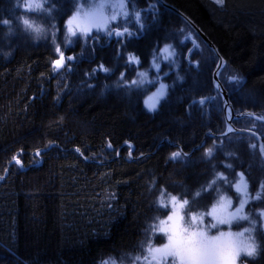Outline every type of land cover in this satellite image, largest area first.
Masks as SVG:
<instances>
[{"label":"trees","instance_id":"16d2710c","mask_svg":"<svg viewBox=\"0 0 264 264\" xmlns=\"http://www.w3.org/2000/svg\"><path fill=\"white\" fill-rule=\"evenodd\" d=\"M19 1L0 0V21H9L0 22V264H148V247L163 242L152 237L166 216L160 199H187L201 213L223 191L238 199L239 182L260 243L249 264H264V159L254 135H222L213 50L157 0H125L120 30L129 31L78 37L62 54L74 60L59 67L51 44L57 28L93 6L43 0L58 27L34 40L15 31ZM166 1L226 60L220 79L235 111L264 116V0ZM233 122L259 133L264 147V122ZM174 152L181 156L170 159Z\"/></svg>","mask_w":264,"mask_h":264},{"label":"snow or ice","instance_id":"6c2138e0","mask_svg":"<svg viewBox=\"0 0 264 264\" xmlns=\"http://www.w3.org/2000/svg\"><path fill=\"white\" fill-rule=\"evenodd\" d=\"M46 2H49V0H46ZM85 3H89L93 5V8L91 11H84L85 17H98L99 20L96 23L97 28H102L105 27L107 24V21L103 19L101 9L104 7L102 4H96L95 0H84ZM217 4L223 5L224 0H216ZM36 8H42V5L40 4H35L33 3V0H27V3H25L24 8L27 10H31L33 7ZM75 6V3H74ZM44 11H47L46 9ZM80 11H83V9L78 10L77 14L74 15L70 20L67 21L69 25L73 24L75 21L78 20L79 18V13ZM112 20H115L116 17L112 16ZM3 24H7V21H0ZM24 25L27 26L28 28H32L33 25L31 24L29 19H25ZM90 29L88 26H85L84 28L81 29L82 32H88ZM35 31L39 33L41 29L39 27L35 28ZM68 31L71 32L73 35H75V32L73 29L68 28ZM127 31V29H125ZM109 36L115 35L117 37L123 36V33H113L111 31L108 32ZM129 36H132L133 33H128ZM88 39L94 40L95 37H89ZM119 42V41H118ZM170 46H165L163 48V51L168 54V56L174 55L173 52L169 51ZM62 55V54H61ZM168 57L165 56V59ZM69 60H71V57H69ZM129 61L135 60L136 63H139V58L135 57L134 55L128 57ZM55 64L57 66H60L62 64V58L58 59L55 61ZM152 67L156 68L157 71L160 69V64L156 62L155 58L152 60ZM103 67V66H102ZM105 72L109 71L107 68H103ZM139 75L142 78H146V73H139ZM166 75V73H165ZM144 81L141 80V83ZM135 83V82H134ZM149 83H152V81H149ZM167 85L161 83L160 84V92L159 95L163 96L164 95V90L166 89ZM153 98L149 97V100L151 101ZM202 103V101H201ZM156 105L155 103H150L149 108L150 109H155ZM231 130V129H229ZM181 156L180 152H174L171 154L170 159H176ZM208 157L212 156V150L209 149L207 153ZM231 167V166H229ZM237 190L242 191L240 188V185H236ZM215 193V190H213V195ZM201 193L197 192L196 196H200ZM256 196H260V193H257ZM259 200V199H257ZM234 203L233 200L229 199L225 201L223 198H221L220 203L217 206H213L211 208V211L208 213L209 216L213 217L217 223H223L224 221H228L229 223L231 222L232 219L236 218V213H239L240 210L244 207V205L247 203V198L244 200L239 201V206L236 208V212H229L228 208L232 206ZM188 204V201L185 200L183 203H177V198L173 196L171 198V205L175 208V211H173L171 214H168V212L171 210L168 206L165 205V201L163 199H160L157 204L158 210H161L162 214L167 216V221L171 222L170 224H166L165 221H160L159 227V235L161 236V240L164 241L166 239V242H162V246H156V247H151L149 246L147 249V257L146 259L148 260V264H168L169 258L170 259V264H198L197 261L192 259L196 255L197 249L193 243V240L197 237L202 238L204 240H217L220 239L221 237L227 236L231 238V233H221L220 236H209L207 232H205L203 229H193L189 230L188 228L183 227L180 224V221L183 219V217L180 215V210L184 208V206ZM254 211V209H250ZM191 219L193 221H196L197 219L203 221V216L197 217L196 214H193ZM213 224V223H212ZM210 225V227L212 226ZM261 230H264V224L261 225ZM167 233L166 237L164 234ZM247 250L249 253L254 251V248L248 247ZM235 254L238 255L239 248L234 249ZM229 256L232 257V253H229ZM228 264H237L236 260L234 258H230L228 261Z\"/></svg>","mask_w":264,"mask_h":264},{"label":"rangeland","instance_id":"374dc122","mask_svg":"<svg viewBox=\"0 0 264 264\" xmlns=\"http://www.w3.org/2000/svg\"><path fill=\"white\" fill-rule=\"evenodd\" d=\"M24 0H21L18 2V6L16 8L15 13H17V15L15 16V31L16 28L19 29L20 31L24 30L28 35L31 36L32 39L37 40L40 39L39 37H42L43 35L46 34H51V37L53 36V33H51V29H54L56 26L58 27V25H55L54 22V18L52 17L53 14V10L50 9L43 0H33L34 5L35 4H40L42 5V8H36L35 6L31 9V10H27L25 8H21L19 6L20 3H23ZM96 4H102L104 5V7L100 10L103 16V19L107 21V24L105 27L102 28H97L95 25L98 22L99 18L98 17H85L84 15V10L81 11L79 13V18L77 21H75L73 24L69 25L67 23L68 20L64 21L63 26L60 28L58 27L57 29H59L60 34L58 36V34L54 35V38L51 39V44L54 46V50L56 52V57L57 60L61 58V54H63V51L68 48L69 46L73 45L75 40L78 37H83L87 39L89 37H96L97 35H95L96 33H98L99 31L105 33L106 35H108L109 31H113L115 28L118 27V29L122 28L121 26V22L124 23V21H126V19L128 18L127 16L129 15L128 11V6L126 4L125 0H95ZM93 6V5H92ZM47 11H44V10ZM91 9H89L88 11H91ZM87 11V10H85ZM74 16V15H73ZM112 16H115L116 19L112 20ZM21 17L27 18L30 20L31 24L33 25L32 28H28L27 26H25L22 22H21ZM120 23V24H114V23ZM117 25V26H116ZM85 26L89 27V31L88 32H82L81 29L84 28ZM120 26V27H119ZM39 27L41 29V31L39 33H37L35 31V28ZM68 28L73 29V31L75 32V35H73L71 32L68 31ZM113 29V30H112ZM11 31V30H10ZM12 32V31H11ZM116 33V32H114ZM14 36V34H13ZM114 36V35H112ZM49 37V38H51ZM111 37V36H110ZM57 40V42L55 41ZM68 61V59H67ZM61 66V65H60ZM59 66V67H60ZM240 185V188L242 189V191L237 190V194L239 196L238 199L234 200L231 196L227 195L224 191L223 193H220V196L214 201V203L209 207V209L207 211L201 212V213H193L191 210H189V207H186V205L184 206L183 209L180 210V215L183 217V219L180 221V224L185 227L188 228L189 230H193V229H203L205 232H207L209 235L211 234H218L219 231H223L226 230L225 226H218L217 229H211L210 225L212 223L215 222L214 218L209 216L208 213L211 211V208L213 206H217L220 201L221 198H226V199H231L234 201L233 205L230 206L228 208L229 212H233L236 210V208L239 206V201L244 200L245 198H247V194H246V188L244 183L239 182L238 183ZM173 196H168V198L166 197V202L165 205L168 206L171 210L168 212V214H171L173 211H175V208L171 205V198ZM185 200L180 201L177 198V203H183ZM248 200V199H247ZM199 204L202 203V201L198 202ZM246 206V204H245ZM246 211V210H245ZM196 214L197 217L203 216V221L201 222V220L197 219L196 221H193L191 219L192 215ZM250 219L252 220V217H250ZM160 221H165L166 224H170L171 222L167 221V216H165L164 218L160 219ZM160 221L157 223V225L154 227L155 230H153L154 232L152 233V237L155 236L157 233H159V225H160ZM237 224H233V228L234 229H238V230H242L243 227L245 226H249L248 222H240L238 224V226L240 225V227H234ZM167 233L164 234V236L166 237ZM166 242V239L163 241ZM156 246H162V243L160 244H155L154 247ZM245 256H240L238 259L237 264H241L239 262V260ZM170 259L169 258V262L168 264H170ZM154 263V262H153ZM109 264H115V263H109ZM134 264H138L134 263ZM178 264V261H177Z\"/></svg>","mask_w":264,"mask_h":264},{"label":"clouds","instance_id":"9594fccd","mask_svg":"<svg viewBox=\"0 0 264 264\" xmlns=\"http://www.w3.org/2000/svg\"><path fill=\"white\" fill-rule=\"evenodd\" d=\"M27 0H24L23 3H20L19 6L24 8ZM27 18L21 17V22L24 24V21ZM9 23L7 19H5ZM7 23V24H8ZM256 199H260V196H256ZM225 201L229 200L223 198ZM246 206L240 210L239 213H236V218L232 219L229 223L224 221L223 223H217L216 221L212 224L211 229H217L218 226H225L226 230L219 231L218 234H211L209 236H220L221 233H231V238L224 236L220 239L209 241L202 238H195L193 243L197 249L196 255L192 257L198 264H228L230 258H234L236 262L240 256H247L249 258H256L260 249V243L256 238V222L250 219V216L245 211ZM233 211V213H235ZM261 216H264V212L260 213ZM215 220V219H214ZM240 222H248L249 226L243 227L242 230L234 229L233 224H239ZM248 247L254 248V251L249 253L247 250ZM239 248L238 255L235 254L234 249ZM232 253V257L229 256V253Z\"/></svg>","mask_w":264,"mask_h":264},{"label":"water","instance_id":"95a60500","mask_svg":"<svg viewBox=\"0 0 264 264\" xmlns=\"http://www.w3.org/2000/svg\"><path fill=\"white\" fill-rule=\"evenodd\" d=\"M157 2L161 6L171 10L173 13H175L176 15L181 17L183 19V21L191 28V30L199 38H201L207 46H209L213 50V52L216 54V56L218 58V61L216 63L214 71H213V84L221 95L225 120H226V124H227V129L224 133H222V135H227L229 133H247V134L254 135L259 141V151H260L261 156L264 159V147H263V139H262L261 135L252 129L239 128L233 122V120L238 119V118H242V117H251L255 120L264 122V116H259L250 110L242 111L239 113H237L235 111L233 103H232L231 98H230V94L220 79V73L226 64V60L221 55L217 46L209 38V36L182 10L178 9L174 5L167 2L166 0H157ZM139 17H140V14L137 15L138 20H139ZM128 31H129V29H127V31H125V29L124 30L114 29L112 32L113 33L114 32H117V33L124 32L125 33ZM69 57H71L72 60H74V58H75V56L73 54H69L67 56L63 55L61 58H62V61L64 62L65 58L69 59ZM229 129H231V130H229Z\"/></svg>","mask_w":264,"mask_h":264},{"label":"flooded vegetation","instance_id":"af4514ba","mask_svg":"<svg viewBox=\"0 0 264 264\" xmlns=\"http://www.w3.org/2000/svg\"><path fill=\"white\" fill-rule=\"evenodd\" d=\"M140 18V17H139ZM137 21L139 22V20L137 19ZM95 39L96 40H99V37H95ZM65 56H67V55H65ZM61 59V58H60ZM66 61H67V58H65V60H64V62L62 63V66H65L66 65ZM64 64V65H63ZM249 260H250V258L249 257H247V256H245V257H242L240 260H239V262L241 263V264H249ZM247 261H248V263H247Z\"/></svg>","mask_w":264,"mask_h":264}]
</instances>
